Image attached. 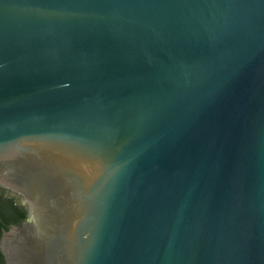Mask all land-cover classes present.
Masks as SVG:
<instances>
[{
    "label": "water",
    "instance_id": "obj_1",
    "mask_svg": "<svg viewBox=\"0 0 264 264\" xmlns=\"http://www.w3.org/2000/svg\"><path fill=\"white\" fill-rule=\"evenodd\" d=\"M6 264H264V0H0Z\"/></svg>",
    "mask_w": 264,
    "mask_h": 264
},
{
    "label": "trees",
    "instance_id": "obj_2",
    "mask_svg": "<svg viewBox=\"0 0 264 264\" xmlns=\"http://www.w3.org/2000/svg\"><path fill=\"white\" fill-rule=\"evenodd\" d=\"M28 219V209L19 195L0 188V240L3 229L9 225H22ZM0 264H6L0 249Z\"/></svg>",
    "mask_w": 264,
    "mask_h": 264
}]
</instances>
